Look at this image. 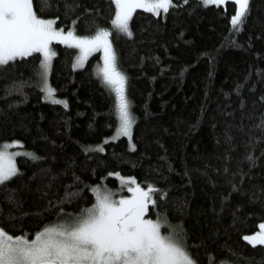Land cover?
<instances>
[{
    "label": "trees",
    "instance_id": "obj_1",
    "mask_svg": "<svg viewBox=\"0 0 264 264\" xmlns=\"http://www.w3.org/2000/svg\"><path fill=\"white\" fill-rule=\"evenodd\" d=\"M173 3L159 15L137 8L128 36L112 25V0H48L50 7L33 0L37 16L55 19L56 28L81 38L111 33L134 124L131 140L112 139L119 120L115 93L98 72L100 51L75 67L76 48L50 45L48 83L67 108L36 86L40 53L0 66V144L18 142L40 158L16 156L19 175L0 188L10 233L31 238L57 222L61 208L91 207L96 186L131 197L119 174L160 190L146 217L160 218L162 232L182 234L199 264H264V245L243 239L264 224V131L257 127L264 120V0H250L238 30L233 0ZM66 191L78 195L60 204Z\"/></svg>",
    "mask_w": 264,
    "mask_h": 264
},
{
    "label": "snow or ice",
    "instance_id": "obj_2",
    "mask_svg": "<svg viewBox=\"0 0 264 264\" xmlns=\"http://www.w3.org/2000/svg\"><path fill=\"white\" fill-rule=\"evenodd\" d=\"M44 2L45 6H51L48 0ZM112 2L115 4L112 25L118 32L128 36L132 35L129 21L137 8L159 15L160 10L167 13L174 6L173 0ZM201 2L204 6H218L225 0ZM233 2L238 8L231 17V25L238 30L249 10L250 0ZM65 6L73 9V5ZM55 24V19L37 16L33 0H0V66L31 57L34 53L42 54L43 60L35 72L38 77L36 86L46 94L50 103L63 104L67 108V102L55 98V90L48 83L51 60L56 55L50 45L56 41L78 48L81 56L77 66L81 67L83 60L91 52L102 50L103 67L100 72L103 83L115 93L114 107L119 120L112 139L127 137L131 140L134 117L125 94L127 78L117 68V58L109 40L111 33L101 29L91 38H81L73 30L65 34L64 29H57ZM257 127L264 131V120ZM22 147L18 142L0 144V188L7 187L6 182L19 175L15 164L16 156L40 159L27 151L8 152L9 148ZM94 150L103 152L104 148L99 146ZM132 150H135L134 146ZM248 159L251 160L252 157L249 156ZM115 175L120 179L121 187H126L132 193L131 198L115 200L110 191L102 190L100 186L93 187L91 191L95 202L91 207L82 209L78 214L64 213L61 208L58 221L31 234V238L27 233L13 235L6 230L2 226L5 221L3 210L0 209V264H199L188 250L182 234H162L161 229L165 225L160 222V218L155 221L145 219L149 205H156L152 194L160 190L153 186L145 189L134 178L125 179L119 174ZM77 195L66 191L65 198L59 203H69V197L75 198ZM164 196L166 193L160 194V198ZM8 201L13 202L11 196ZM7 222L11 224V220ZM260 228L264 230V224ZM243 239L253 247L264 245V231L244 236Z\"/></svg>",
    "mask_w": 264,
    "mask_h": 264
},
{
    "label": "rangeland",
    "instance_id": "obj_3",
    "mask_svg": "<svg viewBox=\"0 0 264 264\" xmlns=\"http://www.w3.org/2000/svg\"><path fill=\"white\" fill-rule=\"evenodd\" d=\"M145 2H148V0H145ZM237 8H238V6L236 5V9H235V12L237 11ZM235 12H234V14H235ZM233 14V15H234ZM232 15V16H233ZM57 29H59V28H57ZM106 30V29H105ZM65 31V34L67 33V31H69V30H64ZM91 38V37H90ZM52 50V49H51ZM76 56H75V58H74V62H73V65L75 66V67H80V66H77V61H78V59L80 58V56H81V53H80V50L78 49V48H76ZM101 52V63H100V65L98 66V72H99V74L101 75V77H102V74H101V72H100V70H101V68L103 67V51L101 50L100 51ZM91 54V53H90ZM89 54V55H90ZM42 55V54H41ZM88 55V56H89ZM87 56V57H88ZM87 57L83 60V64L85 63V61H86V59H87ZM42 60H43V56H42ZM120 71V70H119ZM121 72V71H120ZM122 73V72H121ZM118 124H119V122H118ZM16 151H21L19 148H9L8 149V152H16ZM121 198H125V199H127V198H131L130 196H124V195H113V199H115V200H119V199H121ZM145 219H149V218H147L146 216H145ZM155 221V220H154ZM261 231H264V230H260L259 232H261ZM258 233V232H257ZM257 233H250V234H246V235H244V236H252V235H255V234H257ZM162 234H171L170 232H168V233H165V232H162ZM174 234V233H173Z\"/></svg>",
    "mask_w": 264,
    "mask_h": 264
},
{
    "label": "bare ground",
    "instance_id": "obj_4",
    "mask_svg": "<svg viewBox=\"0 0 264 264\" xmlns=\"http://www.w3.org/2000/svg\"><path fill=\"white\" fill-rule=\"evenodd\" d=\"M100 30V29H99ZM104 30V29H103ZM107 30V29H106ZM113 194V193H112Z\"/></svg>",
    "mask_w": 264,
    "mask_h": 264
}]
</instances>
